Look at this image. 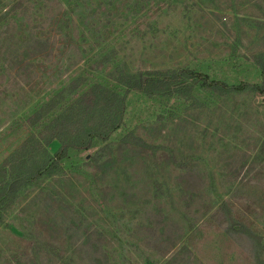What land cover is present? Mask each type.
Masks as SVG:
<instances>
[{
    "label": "rangeland",
    "instance_id": "1",
    "mask_svg": "<svg viewBox=\"0 0 264 264\" xmlns=\"http://www.w3.org/2000/svg\"><path fill=\"white\" fill-rule=\"evenodd\" d=\"M14 1L0 0V264H262L264 95L226 99L191 78L150 95L110 71L260 84L264 0H18L7 13ZM37 39L48 50L33 56ZM95 83L126 109L85 148L70 106ZM54 118L77 146L7 192L60 147Z\"/></svg>",
    "mask_w": 264,
    "mask_h": 264
},
{
    "label": "trees",
    "instance_id": "2",
    "mask_svg": "<svg viewBox=\"0 0 264 264\" xmlns=\"http://www.w3.org/2000/svg\"><path fill=\"white\" fill-rule=\"evenodd\" d=\"M113 0H107L111 3ZM18 0L14 1L8 9V12L18 11V7L22 5ZM11 8V9H10ZM48 43L47 40H44ZM43 40L37 39L34 43L36 50L33 56L48 50V45ZM33 47V46H32ZM259 63L262 67L263 81L262 83L241 82L239 84H229L227 81L214 79L209 74L197 71L193 68L183 67L179 69L158 70L156 72H140L129 70L126 67L116 65L110 71L112 77L125 85L127 89H139L150 95L157 93H165L171 88L172 83L176 80L191 78L207 91L216 92L224 98H230L241 95L250 90H255L264 95V53L261 56ZM156 73V74H155ZM126 94L114 92L108 87L95 83L83 92L70 106V110L76 111V123L81 121L82 127L78 128V134H81L80 146L89 148L94 145L97 140L107 141L110 134L116 130L122 121L123 112L126 109ZM72 124V123H71ZM71 124L64 123V127L60 126L58 118H54L48 127L52 128L50 138H58L61 142L60 147L53 153H49L46 149L45 156L33 165L32 171L26 174H16L15 180L8 184L4 189L7 192H13L18 182L27 181L32 183L40 175L51 172L54 168L60 167V162L69 154L71 147L77 146V140L74 139V131L70 129ZM73 132V133H72ZM70 139L66 135H71ZM66 134V135H65ZM66 136V137H65ZM84 137V138H83ZM129 136L123 138L122 142L127 143ZM109 145V144H108ZM25 144L23 145V147ZM96 174L92 175L95 177ZM3 215L0 213V222ZM264 264V262H262Z\"/></svg>",
    "mask_w": 264,
    "mask_h": 264
}]
</instances>
